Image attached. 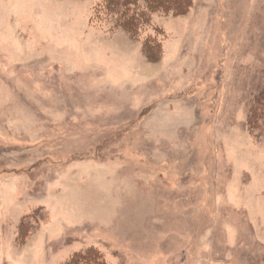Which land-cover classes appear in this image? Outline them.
Instances as JSON below:
<instances>
[{
  "label": "rangeland",
  "instance_id": "1",
  "mask_svg": "<svg viewBox=\"0 0 264 264\" xmlns=\"http://www.w3.org/2000/svg\"><path fill=\"white\" fill-rule=\"evenodd\" d=\"M161 4L0 0V264H264V0Z\"/></svg>",
  "mask_w": 264,
  "mask_h": 264
},
{
  "label": "trees",
  "instance_id": "2",
  "mask_svg": "<svg viewBox=\"0 0 264 264\" xmlns=\"http://www.w3.org/2000/svg\"><path fill=\"white\" fill-rule=\"evenodd\" d=\"M109 4L122 6L124 8V29L128 30L133 36L137 37V30L143 26L145 23L151 21L145 15L139 14L135 9L138 7L143 0H105ZM174 0H161L162 4L160 11L169 12L170 6L173 5ZM177 3L183 4L188 2V0H176ZM151 5V2H150ZM153 46V47H152ZM146 53L151 61L157 62L162 59L161 54L163 53V47L157 40L150 39L146 43ZM262 98L257 102V107L254 109V114L252 117V124L254 127L264 129V91L261 93ZM100 257V259H98ZM103 259L98 252L95 250L84 252L78 254L70 264H97L95 260ZM102 262V261H97ZM105 262V261H103Z\"/></svg>",
  "mask_w": 264,
  "mask_h": 264
}]
</instances>
